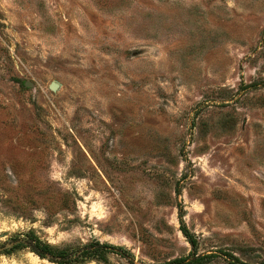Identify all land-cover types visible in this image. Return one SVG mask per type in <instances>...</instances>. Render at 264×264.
Returning <instances> with one entry per match:
<instances>
[{"label":"rangeland","instance_id":"obj_1","mask_svg":"<svg viewBox=\"0 0 264 264\" xmlns=\"http://www.w3.org/2000/svg\"><path fill=\"white\" fill-rule=\"evenodd\" d=\"M181 214L264 260V0H0V264H166Z\"/></svg>","mask_w":264,"mask_h":264},{"label":"trees","instance_id":"obj_2","mask_svg":"<svg viewBox=\"0 0 264 264\" xmlns=\"http://www.w3.org/2000/svg\"><path fill=\"white\" fill-rule=\"evenodd\" d=\"M181 217V231L183 235L187 238L188 242L193 248L192 253L186 257L177 258L171 262L166 264H209L213 259L223 258L228 262V264H251L241 260L239 257L234 255L232 252L228 251H216L210 254L199 255L197 252L198 249V240L191 233L183 220V215ZM23 249H30L40 258H50V260H54L57 264H70L79 260H97L101 263L108 264V254L120 252L121 254H125L126 250L123 247H117L107 243H101L99 241H93L90 244L83 246L77 252V256L73 259L70 258V254L66 250H60L54 248L52 245L41 240L34 232H28L26 234L25 242H21L16 245L13 249H10L6 252V254H11L16 251H20ZM256 264H264V260L261 263Z\"/></svg>","mask_w":264,"mask_h":264},{"label":"flooded vegetation","instance_id":"obj_3","mask_svg":"<svg viewBox=\"0 0 264 264\" xmlns=\"http://www.w3.org/2000/svg\"><path fill=\"white\" fill-rule=\"evenodd\" d=\"M25 240H26V235H25V238H21L20 236L12 238L10 243H7L4 245L3 253H6L8 250L13 249L19 243L25 242ZM8 244H11V246L7 247ZM80 252L81 251H79L78 253H80ZM43 259H45V258H43ZM48 259H50V258H48Z\"/></svg>","mask_w":264,"mask_h":264},{"label":"water","instance_id":"obj_4","mask_svg":"<svg viewBox=\"0 0 264 264\" xmlns=\"http://www.w3.org/2000/svg\"><path fill=\"white\" fill-rule=\"evenodd\" d=\"M58 88H59V85L56 84V83H53V84L50 86V89L53 90V91H56Z\"/></svg>","mask_w":264,"mask_h":264}]
</instances>
